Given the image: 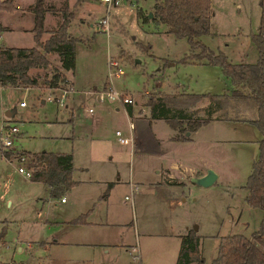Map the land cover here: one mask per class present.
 I'll list each match as a JSON object with an SVG mask.
<instances>
[{
    "label": "rangeland",
    "instance_id": "obj_1",
    "mask_svg": "<svg viewBox=\"0 0 264 264\" xmlns=\"http://www.w3.org/2000/svg\"><path fill=\"white\" fill-rule=\"evenodd\" d=\"M42 1L51 17L46 16V28L54 26L53 18L56 21L62 17L63 6L69 2L67 9L74 16L68 32L82 39L75 44L74 68L65 70L73 87L64 98L66 106L47 99L50 94H58L61 87L49 88L42 81L60 65L57 52L48 55L49 67L38 70L37 87H0V125L8 122L18 127L12 145L0 147V264H173L179 236L190 229L199 236L203 258L193 264H212L220 236H249L258 229L263 209L246 203L247 190L243 187L258 153L261 134L255 125L215 120L195 131L194 140L185 143L186 151L175 150L174 157L204 173L213 169L218 176L208 186L190 177L184 179L186 184L175 186L161 183L153 161L135 150L131 140H118L117 129L130 138L131 118L124 105L118 100L97 98L96 91L112 89L133 93L131 104L139 105L154 91L186 87L195 92L219 93L228 87L221 67L182 60L190 52L187 39L168 32L164 23L138 16V8L149 16L155 0ZM210 5V32L199 36L200 40L216 51L222 50L232 62L255 61L257 49L250 36L259 23V0H210ZM20 9L25 10L23 15L3 16L17 26L10 36V40L15 39L11 44L32 46L31 32L21 29L30 21V13L26 7ZM102 18L105 22L98 23ZM47 35L44 33L43 38ZM110 58L123 69L122 74H111ZM70 86L68 80L62 88ZM141 108L147 114L148 108ZM8 109L12 111L9 119L5 116ZM71 113L72 121L68 119ZM150 126L164 140L172 131L163 120L152 121ZM146 129L143 133L148 132ZM7 149L13 154L11 161L3 155ZM22 149L71 152L72 177L78 182L62 195L51 197L44 183L16 170L23 164L14 153ZM102 180L117 181L107 202L102 198ZM61 196L66 202H61ZM86 205L95 206L93 216L97 218L106 206L117 223L108 230H115L113 239L122 238L123 244L113 247L106 256L99 245L77 241L87 227L52 223L78 216ZM37 238L49 241L39 243L34 240Z\"/></svg>",
    "mask_w": 264,
    "mask_h": 264
},
{
    "label": "trees",
    "instance_id": "obj_2",
    "mask_svg": "<svg viewBox=\"0 0 264 264\" xmlns=\"http://www.w3.org/2000/svg\"><path fill=\"white\" fill-rule=\"evenodd\" d=\"M260 17L256 31L251 33V40L257 49L254 62H232L222 50H214L203 43L199 36L210 32L212 15L210 0H155L151 14L144 15L141 8L137 14L143 20L149 17L155 22L166 24L167 31L176 37H185L190 46L184 61L204 62L219 65L232 85V89L221 93H200L189 91H154L147 95L144 103L149 107V118L164 119L169 126L177 129L174 139H188L186 133L193 132L211 120L246 121L260 131L258 153L243 187L247 190L245 201L249 206L263 209L258 229L249 236L241 233L222 235L219 238L217 254L212 264H264V0H259ZM0 9L14 11L13 0H1ZM34 25L31 28L34 45L8 46L0 44V85L37 86L38 74H30L31 68H47L51 65L49 54H59L60 65L43 82L49 88L63 87L68 79L63 70L75 66V44L81 40L68 32L74 16L67 9H62V20L55 28L44 27L46 7L42 0H36L31 6ZM0 23V30L2 29ZM48 36L43 38V34ZM188 58V59H187ZM208 98V104L200 102ZM128 112L131 104L127 103ZM23 166L30 171V179L44 183L49 187V195L58 197L72 188L77 181L72 177V154L61 151H22ZM8 159L13 155L4 150ZM111 186L108 183L107 188ZM107 194V189L102 196ZM87 213L72 218L70 223H82ZM199 236L190 229L180 235V248L175 264H193L202 262L199 251ZM114 264V263H95Z\"/></svg>",
    "mask_w": 264,
    "mask_h": 264
},
{
    "label": "crops",
    "instance_id": "obj_3",
    "mask_svg": "<svg viewBox=\"0 0 264 264\" xmlns=\"http://www.w3.org/2000/svg\"><path fill=\"white\" fill-rule=\"evenodd\" d=\"M13 4L16 6V9L14 11L7 12L6 10L0 9V23L3 27L0 30V39L2 40V43H0V44H5L8 46H21V45H15V43L11 44V42H14L15 39L12 38L10 40V36L12 33H14L17 30V26L8 23V21H6V19H4L3 16L8 14V13H10V14H13V13L17 14L18 13L20 15H23L25 12H22V11H25V10H21L20 7L21 6L26 7L27 8L26 10L30 13L29 14L30 15V21L24 27H21V29L22 30L24 29L26 32L30 31L32 34L31 28L34 25V14H33V11L31 10V6L33 5V0H13ZM67 4H69V2ZM46 16L48 19H51L47 9L45 10V13H44V27L45 28H46V26H45ZM149 19H151V18L149 17ZM53 20H54L53 21L54 26L51 28H46V29L55 28L58 25V23L61 22L62 17L60 18V16H58L56 21L54 18H53ZM45 33L49 34L47 31ZM257 56H258V54H257ZM256 59H257V57H256ZM241 62H244V61H241ZM251 62H254V61H251ZM31 69H34L35 72L33 75H35L38 73V70L43 69V67L31 68ZM63 71H64L67 79L71 83L70 87L73 88L71 77L69 75H67V71H65V70H63ZM225 78L227 79L228 87L224 91H229L230 89H232V85L230 83L229 78L226 75H225ZM42 81H43V79H42ZM2 86H14V85H0V87H2ZM104 86L107 87L106 84ZM16 87H19V86H16ZM174 91L195 92V91H190V90L186 89V87H183L181 90H174ZM224 91H222V92H224ZM72 92H73V90H72ZM166 92H168V91H166ZM219 93H221V92H219ZM208 102H209V99L206 97L200 102V105L204 106V105L208 104ZM121 104H123V103H121ZM66 105H64V106H66ZM123 105L125 107V110H126L128 116L131 118L129 120V122H133V125H134L133 128H130V126H129L130 138L132 141L131 144H133V147L135 150H140L143 154L147 155L153 161L152 163L154 164V167L156 169V173L161 175V178H162L161 183L162 182L165 184H168V183L172 184L173 183L175 186H178V185L186 184V183H184L185 178H189V177L190 178H196L197 176L204 174L203 171H200L197 168L195 169L191 164L182 161L181 158L174 157V152H175V150L181 151V152L186 151L187 145H185V143H188V142H191L194 140L192 134L195 131H197L199 128H201L202 126L208 124L211 121H215V120H211L208 123L201 125L198 129H196L195 131H193L191 133L187 132L186 136H188V139H185V140L174 139L173 137L178 135L177 129H174L171 126H169L172 129V131H171V133H169V135H166V140H164L163 138L157 136L156 133H154V131L151 130V126H150V123L152 121H155V120L165 121L164 119L156 118V119L150 120V118H149V107L145 103H140L139 105L131 104V112L130 113L128 112L127 104H123ZM21 106H25V104H23ZM142 106H146L148 108L147 114L143 113V109L141 108ZM136 107H138V113L137 114L135 112ZM116 108L118 109V106ZM7 111H9L10 113L9 114L5 113V116L9 119L12 111L10 109H8ZM68 119L70 121H72V113ZM95 119H97V117H95ZM145 127L147 128L146 129L148 131V132L146 131L147 133H143V129ZM21 151H27V150L22 149ZM56 152H58V151H56ZM59 152H61V151H59ZM66 152H68V151H66ZM165 157H167V163L163 161V159L166 160ZM8 160H10V159H8ZM18 166L16 167L17 171H18ZM72 166H73V155H72ZM73 169H74V166H73ZM19 173H21V172H19ZM25 177H27V176H25ZM76 181L78 182V180H76ZM102 181L105 182L104 183L105 190L107 189V194L105 196H102V198H103V200H105L107 202L109 199V196H110V191L113 189V187L115 186V183L117 181H114V180H102ZM192 181L194 182L193 179H192ZM108 183H111V186L109 188H107ZM157 183H159V182L157 181ZM161 183H159V184H161ZM46 187H48V186H46ZM48 191H49V187H48ZM61 202H66V200L64 199L63 196H61ZM95 211H96V208L94 205L93 206H90V205L87 206L86 205V208L84 209V211L79 213V214L87 213L86 217H85V221L82 223H71V224H77L81 227H87V229L82 230V231H84V235L82 236L81 239H78L77 241L80 242L81 244H84V245H99V247L101 249V253H105V256H106V254H108L109 251L113 247H118V246L122 245L123 241H122V238H121V241H117V239H113L112 236L114 235V233H116L115 230H110V231L108 230L109 227H111L110 225L117 224L112 220V218H111L112 216L110 217L108 208L105 206L104 209L103 208L101 209L102 215L99 218L93 216ZM75 217L76 216L71 217V218L66 219V220L55 219L54 221H52V223H65V222L70 223L69 221ZM34 240L38 241L39 243H44V242L49 241L46 238H44V239L37 238ZM53 241L58 242V239L54 238ZM179 248H180V236H179ZM179 248H178V251H179ZM177 256H178V252H177ZM177 256L175 258V261L177 259ZM175 261L173 264H175Z\"/></svg>",
    "mask_w": 264,
    "mask_h": 264
},
{
    "label": "built area",
    "instance_id": "obj_4",
    "mask_svg": "<svg viewBox=\"0 0 264 264\" xmlns=\"http://www.w3.org/2000/svg\"><path fill=\"white\" fill-rule=\"evenodd\" d=\"M100 1H104V2H112V1H116V0H100ZM104 23L105 19L102 18L98 23ZM108 65L109 67H113L111 69V74H122L123 73V69L116 65V62L114 60H112L111 58L108 61ZM70 89V90H69ZM71 90H73L72 88H59V93L58 94H50L47 99L54 101L57 103V105L59 106H64V98L66 97V94L68 92H70ZM97 92V98L98 99H104L107 98L108 100H118L123 104H130L133 103V93H127V92H120V91H116V90H112V89H107V90H102V91H96ZM25 104L24 101H20V105ZM93 109L92 108H88V111L91 112ZM129 126L130 128H133V122H129ZM18 132V127L16 126V124H10L8 122H3L0 125V147L4 146V147H10L12 145V136ZM118 140L122 143H128L131 138L127 137V136H123L122 132L117 129L115 131ZM9 150V149H7ZM19 162H22L24 160V154H21L18 158ZM18 171L23 173L25 176L30 177V171L28 169H26L23 165H19L18 166Z\"/></svg>",
    "mask_w": 264,
    "mask_h": 264
},
{
    "label": "water",
    "instance_id": "obj_5",
    "mask_svg": "<svg viewBox=\"0 0 264 264\" xmlns=\"http://www.w3.org/2000/svg\"><path fill=\"white\" fill-rule=\"evenodd\" d=\"M10 112L7 111L6 114H9ZM217 178V173L213 169H208L203 175L197 176L196 178H193L194 182L202 185V186H208L215 182Z\"/></svg>",
    "mask_w": 264,
    "mask_h": 264
}]
</instances>
